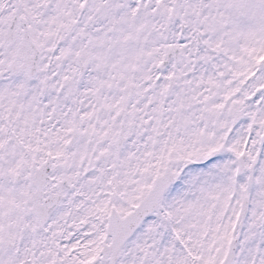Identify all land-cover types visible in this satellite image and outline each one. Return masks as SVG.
<instances>
[{
  "label": "snow or ice",
  "instance_id": "snow-or-ice-1",
  "mask_svg": "<svg viewBox=\"0 0 264 264\" xmlns=\"http://www.w3.org/2000/svg\"><path fill=\"white\" fill-rule=\"evenodd\" d=\"M0 264H264V0H0Z\"/></svg>",
  "mask_w": 264,
  "mask_h": 264
}]
</instances>
